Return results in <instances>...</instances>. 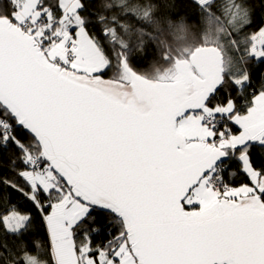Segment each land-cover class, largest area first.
<instances>
[{
  "label": "snow or ice",
  "instance_id": "snow-or-ice-1",
  "mask_svg": "<svg viewBox=\"0 0 264 264\" xmlns=\"http://www.w3.org/2000/svg\"><path fill=\"white\" fill-rule=\"evenodd\" d=\"M129 3L0 0V264H264V20L229 0L219 67L143 24L138 58ZM153 41L172 67L148 79Z\"/></svg>",
  "mask_w": 264,
  "mask_h": 264
},
{
  "label": "trees",
  "instance_id": "trees-1",
  "mask_svg": "<svg viewBox=\"0 0 264 264\" xmlns=\"http://www.w3.org/2000/svg\"><path fill=\"white\" fill-rule=\"evenodd\" d=\"M46 2L54 3V0H46ZM150 2L157 4L159 7L151 9L154 13L153 16L145 17V8L148 7ZM180 2L190 3V0H130L129 11L137 5H142V7L137 8V14L141 17V19L126 21L128 32L127 34L121 32L120 35L125 42L136 48L135 55H137L138 58L144 55V52L137 47L138 43L142 39L141 33L137 29L141 24H143L146 29V32L143 34L146 46L150 41V37L148 36L149 32L153 35L159 34L160 40H166L174 51L180 49L181 52L185 48L188 50H194L202 44H205L207 38V40L212 41L214 47L219 50L222 56V62H227L230 57L234 60L236 58V53L233 51L232 46L228 43L229 38L227 32H224L219 36L220 41L223 42L222 49L219 43H215L218 23H225L226 27L229 26L227 22L230 21V17L223 15L229 0H215L212 15H209L207 10H205L204 13H198L195 19L184 16L176 17V19L173 20L170 17L161 15L162 12L172 10L171 6ZM107 3L119 4L120 0H97V10H99L101 5ZM247 3L252 8L253 19L264 20V0H247ZM232 11L235 12V9H232ZM215 13H221L219 20L217 19ZM108 15L111 16L112 13L109 12ZM169 20H171V27L169 26ZM179 25H183V27H179ZM237 26L242 27L239 22H237ZM160 29H163L164 31L160 33ZM252 30L253 29L251 28L248 29V31ZM151 43L152 48L157 49L155 51V60H153L150 56V58L142 64L134 65L137 70L148 79L155 78L158 73H163L172 66L165 65L160 60L161 51L164 46L159 45L158 48V41H153ZM111 76L112 72H108L105 74L104 79H108ZM254 80L256 81V87L258 88V77H254ZM251 91H253V89H249V92ZM241 182L242 181L237 178L234 181V185L239 186Z\"/></svg>",
  "mask_w": 264,
  "mask_h": 264
},
{
  "label": "water",
  "instance_id": "water-1",
  "mask_svg": "<svg viewBox=\"0 0 264 264\" xmlns=\"http://www.w3.org/2000/svg\"><path fill=\"white\" fill-rule=\"evenodd\" d=\"M214 59L216 62V66L219 67L223 60H222V56H221V54L217 48H216V54L214 56ZM183 92L185 95H192V94H194V88L191 84H186L183 88Z\"/></svg>",
  "mask_w": 264,
  "mask_h": 264
},
{
  "label": "rangeland",
  "instance_id": "rangeland-1",
  "mask_svg": "<svg viewBox=\"0 0 264 264\" xmlns=\"http://www.w3.org/2000/svg\"><path fill=\"white\" fill-rule=\"evenodd\" d=\"M205 2H206V0H205ZM171 67H172V66H171ZM171 67H170V68H171Z\"/></svg>",
  "mask_w": 264,
  "mask_h": 264
}]
</instances>
